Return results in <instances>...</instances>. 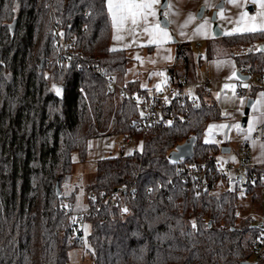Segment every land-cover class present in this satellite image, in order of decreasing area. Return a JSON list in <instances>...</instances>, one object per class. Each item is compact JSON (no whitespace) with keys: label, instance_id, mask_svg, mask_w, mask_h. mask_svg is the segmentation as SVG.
<instances>
[{"label":"trees","instance_id":"16d2710c","mask_svg":"<svg viewBox=\"0 0 264 264\" xmlns=\"http://www.w3.org/2000/svg\"><path fill=\"white\" fill-rule=\"evenodd\" d=\"M53 26L73 38L77 52L103 74L81 61L61 62ZM109 35L105 0H0V264H67L69 250L85 241L93 264L248 261L252 228L238 220L233 193L220 189L221 176L212 170L207 190L194 194L185 190L180 172L187 164L217 161L220 145L201 137L207 123L221 119L219 107L199 87L196 103H177L170 127L134 130L130 122L140 110L107 90L106 76L124 78L130 60L124 50L109 49ZM222 41L249 47L264 41V30ZM235 58L239 69L264 70L261 52ZM174 59L173 67L184 69L181 77L170 68L174 85L178 79L188 83L189 47L177 43ZM120 85L146 95L135 84ZM259 88L252 85L249 96ZM101 134H131L143 139L142 149L97 160L86 187L88 206L73 210L74 194L64 197L61 186L71 175L73 156L84 162L89 142ZM190 137L193 157L169 160L168 153ZM116 190L115 205L98 208V196ZM84 211L72 224L69 214ZM84 222L89 233L83 240Z\"/></svg>","mask_w":264,"mask_h":264},{"label":"crops","instance_id":"0c3cea01","mask_svg":"<svg viewBox=\"0 0 264 264\" xmlns=\"http://www.w3.org/2000/svg\"><path fill=\"white\" fill-rule=\"evenodd\" d=\"M247 2H252L256 6V11L252 16L247 15L244 11V7ZM160 3L161 0L159 3L153 5L152 11L155 12V16L148 15L147 21L141 19L140 22L135 26H133L130 21L125 22L122 26H113L111 13L108 11L107 0H105V8L110 26L109 49L111 51L124 50L126 52V55L130 59L127 73L124 77L126 85L132 84L134 86L135 84L137 90H142L147 96L164 94L165 89L157 93H150L147 85H143L140 83L141 70L137 62V65L134 66V61L137 60L136 58L140 54H142V52H147L152 57H154L159 53L157 52L158 49H166V55L164 57L155 58L157 60V64H162L165 68L167 84L168 86H170L172 84H175L174 81L176 78V76H174V74L170 72V68H174V73H177L178 76L182 77V74H184V69L180 64L173 67L175 60V45L177 43H183L189 47V52L192 57L193 65L187 73V80L188 82H190L195 79V62L192 53V45L194 43H206V49L209 52L210 49L213 48V43H223V36L264 30V8L260 7L261 0H166V7L162 12V16L167 21L166 27L161 26L159 23ZM219 4H221V7L218 8L217 6ZM201 7H204V14L201 18H198L197 13ZM213 11L216 12V20L221 30L220 36H214L212 32V23L210 22V15ZM253 17L255 19H252ZM206 21L207 23H205ZM156 24H159L160 27L167 32L166 38H161L160 36L154 34L153 30ZM250 28H255L256 30L248 31L247 29ZM145 29H147V31H145ZM257 45H264V41L255 42L249 47H228H230L232 52L231 54L236 62V56L245 53H254L253 49ZM153 72L154 71L152 69H148L147 72H145L147 78H149L148 75H151ZM237 72H239V68H237ZM230 79L231 78L220 80H207L208 84L205 88H203L205 91V95L209 99L214 101L219 107L221 119L219 121L207 123L203 131L201 141L202 143L206 144H220V147L225 146L229 148V153L231 151L230 143L237 144L238 146L239 139L242 138L248 141L250 161L254 164H259L261 162L264 163V155L262 156L260 152H258L256 149L251 151V143L253 142H255V144H258L259 146H264V143L260 142L257 138H253V135L257 131L258 126L264 124V114L259 115L256 118L255 116H253L255 119V123L260 121V119L261 121L258 123L256 130L252 134V136L249 135L248 132L239 133L237 136L233 135V133H230L232 122L231 119L228 117L229 110H226L223 107H220L219 105V98L223 94H225L220 93L222 90V87L220 86L227 85L226 88H229L230 86H232V88L235 87V80L237 79L236 75L233 79ZM260 90L263 91L262 96L264 98V86L259 88L257 92ZM230 95L234 100L236 106L234 112L232 111V113H236L238 111L239 115H241L242 113V109L245 105L246 99L254 97H250L248 94L247 97L243 98L242 100H238L233 97L232 93ZM254 103L255 102L253 100L249 112L251 109H253L252 107L254 106ZM233 127H236V124H233ZM251 128L252 127H250V129ZM223 133L225 134L224 138H222ZM219 139L222 140L221 143L219 142ZM115 149L113 148V146L108 147L107 149H101L98 154L94 155L96 156L94 160L95 165L97 160L104 158L102 157V154L106 152L109 156H114L116 153L113 150ZM222 154L227 153H220L217 159L218 161L220 160L219 158ZM238 155L239 153L237 149L234 155V160L232 161L237 162ZM228 162H231V160H228ZM72 194H74L75 196L74 192H72Z\"/></svg>","mask_w":264,"mask_h":264},{"label":"built area","instance_id":"2783aa9c","mask_svg":"<svg viewBox=\"0 0 264 264\" xmlns=\"http://www.w3.org/2000/svg\"><path fill=\"white\" fill-rule=\"evenodd\" d=\"M244 11L247 15L252 16L256 11V6L252 2H247ZM51 36L57 54L61 62L65 64L73 62H84L88 69L103 74L104 70L94 63H87L84 57L75 50V41L73 38H66L56 27H51ZM254 53H264V45H257L253 49ZM97 58H95L94 62ZM78 67L81 69L80 64ZM239 72L247 75L245 81L235 80V87L232 95L238 100L247 97L252 85L264 86V70L253 72L249 67L242 66ZM108 82L107 90L109 92H118L121 96L129 99L140 110L141 116L132 120L130 126L139 132H146L153 126H159L162 129L170 127L175 121V107L177 103H183L186 98L192 103H196L195 97H188L184 92V83L182 79L177 80V85H170L166 88L164 94L147 96L140 93H129L126 88L118 84L111 76H106ZM207 80L199 83H192L197 87L205 88ZM225 134H222L224 138ZM226 138V137H225ZM260 142L264 143V124L258 126L253 135ZM140 141V147L136 146V141L132 135L123 137L118 153H122L124 147L131 146L133 151L140 152L142 149L143 139ZM221 143L222 140L219 139ZM220 145V144H219ZM238 160L236 163H220L218 160L211 166L204 163L187 164L180 172H183L184 181L187 183L185 190L194 194H200L207 190L212 170L218 173L222 180V190H230L235 197L236 215L239 221H247L252 228V236L249 244V259L251 264H264V163L254 164L249 158L248 141L239 139L238 142ZM183 161V160H180ZM121 190H116L109 195H99L98 208L101 205H115V198ZM67 209H63L66 213ZM85 213L69 214L72 224L79 221L80 215Z\"/></svg>","mask_w":264,"mask_h":264},{"label":"rangeland","instance_id":"374dc122","mask_svg":"<svg viewBox=\"0 0 264 264\" xmlns=\"http://www.w3.org/2000/svg\"><path fill=\"white\" fill-rule=\"evenodd\" d=\"M172 41H173V38H172ZM212 46L213 48H211L210 51L208 52L206 49L207 45L204 42L194 43L192 45V53H193L194 62H195V79L192 80L193 82L190 81L184 86V92L188 97H193L196 95L197 87L195 85H192V83L194 82L199 83L201 81L211 80V79L212 80L213 79L220 80V79H227V78L233 79L235 76V73L237 72L238 65L236 64L235 59L233 58L231 54L232 52H231L230 47L226 46L222 42L213 43ZM165 50H166L165 48L158 49L157 52L159 53L155 55L154 57H152L147 52H142V54H140L136 58L137 60L134 61L135 62L134 66L137 65L136 64L137 62L141 70L140 83L143 85H147L150 93L152 92L157 93L164 89L166 90L168 86L166 70L162 64H157L156 62L157 60L155 58V57H158V58L164 57L166 55ZM88 60H90V58H88ZM97 63L99 64V60L97 61ZM148 69H152L154 71L151 75H148L149 78H147V75L145 73L147 72ZM113 79H115V81L118 84L126 85L125 78H115L114 77ZM226 86L227 85L220 86L222 87V90L220 93H225V94H223L219 98V101H220L219 105L220 107H223L224 109L229 110L228 117L231 119V122H232L230 133H233V135L237 136L239 133L248 132V134L252 136V134L256 130L258 123L261 121L260 119V121L255 123V119L253 116H255L256 118L257 116L264 114V98L262 96L263 91L260 90L253 95L254 97L252 99L255 102L254 106L252 107L253 109L250 110L251 113L249 112L247 116L246 125L244 127H241V119L243 117L242 113L244 110V106H243L241 115H239L238 111L236 113H232V111L234 112L236 108L234 100L232 99L230 95L232 93L233 88L232 86H230L229 88H226ZM233 124H236V127H233ZM250 127L252 128L250 129ZM128 135H131V134H128ZM123 137L125 136L117 135V134L98 135L89 142L88 151H87L88 154L84 162H79L76 158V155L73 156V167H72L71 175L69 176L67 181L63 183L61 186L64 197H69V195H71L72 192L75 193V196L73 195V200H71V205L73 206L72 207L73 210H79V209L81 210L88 206V196L89 195H88L86 187L88 184L92 183L94 180L95 166H96L95 161H94L96 156L94 155L98 154L101 149H107L108 147H112V146L114 149L116 148L115 150H113L116 153L115 155H119V154L126 155L128 153L133 152V148L131 146H127V147H124V151L122 153H118L119 145ZM138 140H141V139H137V140L135 139L137 143L136 146L138 145L140 147V141L138 142ZM230 148H231V151L229 153L222 154L220 156L219 158L220 163H225L228 160H231V163H236L232 160H234V155L238 149V146L237 144L230 143ZM255 149L258 152H260L262 156L264 155V146H259L258 144H255V142H253L251 143V151ZM108 156L109 155L107 152L102 154V157H108ZM222 186L220 187V189H222ZM65 204H68V201H65ZM82 231L83 233L81 237L84 240L86 239V236L89 233V225L86 222H84L82 226ZM83 244H84L83 246L74 247L69 250L67 264H93L89 256V252H88L89 247L86 241Z\"/></svg>","mask_w":264,"mask_h":264},{"label":"snow or ice","instance_id":"6c2138e0","mask_svg":"<svg viewBox=\"0 0 264 264\" xmlns=\"http://www.w3.org/2000/svg\"><path fill=\"white\" fill-rule=\"evenodd\" d=\"M159 2L160 0H107V5L108 11L111 13L113 26H122L127 21H130L135 26L141 19L147 21L148 15L155 16L152 8L154 4ZM260 7L264 8V0H261ZM252 19L255 18L253 17ZM247 30L255 31L256 29L250 28ZM153 32L161 38L167 37V32L159 24L155 25Z\"/></svg>","mask_w":264,"mask_h":264},{"label":"water","instance_id":"95a60500","mask_svg":"<svg viewBox=\"0 0 264 264\" xmlns=\"http://www.w3.org/2000/svg\"><path fill=\"white\" fill-rule=\"evenodd\" d=\"M166 7V0H161L160 3V17H159V23L161 26L166 27L167 26V21L165 20V18L162 16V12ZM218 8L221 7V4H219L217 6ZM204 14V7H201L198 10L197 13V17L201 18ZM210 22L212 23V32L214 34V36H220L221 35V30L219 28V25L217 23L216 20V12L213 11L210 15ZM236 78L245 81L247 80L248 76L247 75H243L240 72H236ZM253 103V99L252 98H248L245 101V105H244V110H243V117L241 119V127H244L246 125V121H247V116L249 113V109L250 106ZM193 147H194V138L190 137L188 139H186L184 142H182L181 144H177L174 149L172 151H170L168 153V159L171 160L172 162H178L180 160H187L193 157ZM229 148L225 147V146H221L220 147V152L221 153H228ZM56 189V193L59 194V189L57 186H55ZM209 225V223H208ZM242 264H251L249 262H243Z\"/></svg>","mask_w":264,"mask_h":264}]
</instances>
